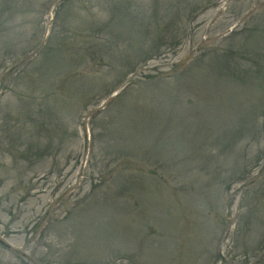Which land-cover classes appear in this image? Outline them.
<instances>
[{
    "label": "rangeland",
    "instance_id": "1",
    "mask_svg": "<svg viewBox=\"0 0 264 264\" xmlns=\"http://www.w3.org/2000/svg\"><path fill=\"white\" fill-rule=\"evenodd\" d=\"M0 264H264V0H0Z\"/></svg>",
    "mask_w": 264,
    "mask_h": 264
}]
</instances>
